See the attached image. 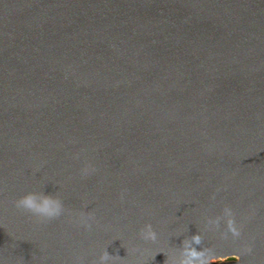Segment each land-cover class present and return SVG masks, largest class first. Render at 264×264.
<instances>
[{
  "label": "water",
  "instance_id": "95a60500",
  "mask_svg": "<svg viewBox=\"0 0 264 264\" xmlns=\"http://www.w3.org/2000/svg\"><path fill=\"white\" fill-rule=\"evenodd\" d=\"M33 190L97 223H36ZM225 207L238 237L207 226ZM197 234L264 264V0H0L3 264H168Z\"/></svg>",
  "mask_w": 264,
  "mask_h": 264
},
{
  "label": "clouds",
  "instance_id": "9594fccd",
  "mask_svg": "<svg viewBox=\"0 0 264 264\" xmlns=\"http://www.w3.org/2000/svg\"><path fill=\"white\" fill-rule=\"evenodd\" d=\"M95 172L96 167L92 163L86 162L80 168L79 175L81 178H87ZM125 193L126 190L121 191V200L124 199ZM11 204L15 210L26 213L34 218L36 223H47L64 217L65 215L72 217V222L83 227L85 230H91L93 225L97 223L92 212H86L84 210L72 212L65 206L64 201L58 195L47 194L43 190L28 191L12 200ZM232 215V210L225 207L221 217L208 219L206 221L207 226L211 229H218L221 220H223L228 232H230L233 237H238L239 231L234 225ZM137 237L139 241L145 244L149 242L156 243L158 240V233L154 230L151 223H145L139 228ZM201 242L202 237L200 234L194 235L191 238V243L183 241V246L179 250L178 255L170 257L168 264H211V256L203 247L197 250L191 246L192 243L200 245ZM141 251L142 249L139 245L132 248V252L134 253H139ZM121 260L122 258L118 255H110L105 247L98 257L92 261V264H120ZM0 264H3L2 260H0ZM76 264H85V261L82 258H78Z\"/></svg>",
  "mask_w": 264,
  "mask_h": 264
}]
</instances>
